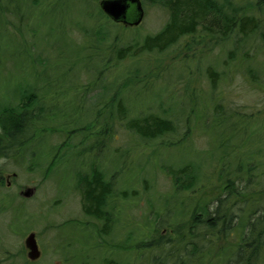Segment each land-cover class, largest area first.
<instances>
[{
    "label": "rangeland",
    "instance_id": "rangeland-1",
    "mask_svg": "<svg viewBox=\"0 0 264 264\" xmlns=\"http://www.w3.org/2000/svg\"><path fill=\"white\" fill-rule=\"evenodd\" d=\"M35 1L38 3L32 4ZM55 1L0 0V51L7 58L4 65H0V91L33 81L44 89L43 102L48 109L42 121L66 129L65 132L57 131L49 139L43 135L42 140L31 145L36 150L51 152L41 154L44 158L37 156L33 159V164L37 163L32 167L33 171L28 169L30 159L25 163L0 161V181L3 184L0 188V264H105V259L123 264H144L136 248L140 239L141 242L147 240L144 238L148 237L150 226L153 227L155 219L151 206L157 215L160 213L157 207L162 204L164 208L166 203L172 214L180 212L178 203H172L171 199L176 197L170 179L160 169L163 165L203 164L204 174L199 185L176 195L179 201H184L185 221L196 205L206 201L211 206L216 197L226 195L222 190L226 179L221 172L223 162L219 161L223 157L222 151L210 154L215 146L211 132L204 125L212 121L217 102L228 109L226 116H231V124H235L234 128L231 124L222 126L219 123L222 117L214 118L218 123L215 135L226 131L225 138L230 142L229 149L233 152L230 163L236 167V158L252 159V181L247 182L250 177L243 169L236 179L239 191L249 194L264 189L262 184H257L264 178V55L256 53L251 63L260 69L259 82L253 86L243 75L247 61L243 63L241 60L242 53L238 52L230 61L227 57L230 49L221 40L195 36L193 42L191 39L194 38L186 37L165 53H146L125 60L116 70L113 62L109 64L108 70L113 69L112 72H139L141 83L132 92L138 109L149 108L161 113L159 107L167 109L172 104L170 107L175 115L180 107L186 109L187 115L191 108L198 109L199 119H194L191 113L189 130L180 122L177 134L150 143L138 142L115 125L116 139L106 140L105 159L99 155L96 166L101 167L106 177L118 170L117 189L124 192L134 190L138 199L122 201L117 197L113 200L115 203L112 201L119 216L111 235L101 237L99 222L82 214L71 177L82 164L95 163H81L94 161L93 155L77 157L87 147H75L81 135L74 134L69 139L66 133L88 125L98 111L96 108H102L103 99L99 98L103 91L95 78L97 64L102 67L106 64L104 56L108 54L104 49L109 43L112 44L114 38L128 43L136 36H153L161 31L168 18L166 11L145 3L141 25L110 28L107 42L93 53V49L83 48L84 42L92 41V38L84 40L70 23L57 24L59 21L82 20L84 1L72 0L63 8L54 6ZM254 44L260 46L258 40ZM245 48L249 49L248 46ZM208 67L221 74L214 91L206 78ZM103 73L107 82H111L113 76H109L110 72ZM181 136L186 137L178 146L168 148L170 142L179 141ZM66 142L72 144L66 158L58 166H53L44 180L47 163ZM247 161H244L245 165ZM27 188L36 192L24 198ZM228 201L233 203L235 199ZM234 210L237 213L236 207ZM71 224L75 229H71ZM239 232L233 234L232 241H237ZM29 234L35 236L40 252L36 261L27 258L24 242ZM225 242L221 240L219 245L222 247Z\"/></svg>",
    "mask_w": 264,
    "mask_h": 264
},
{
    "label": "trees",
    "instance_id": "trees-1",
    "mask_svg": "<svg viewBox=\"0 0 264 264\" xmlns=\"http://www.w3.org/2000/svg\"><path fill=\"white\" fill-rule=\"evenodd\" d=\"M71 1L56 0L53 5L63 8ZM98 1L100 0L83 2L87 4V7L81 5L83 14L80 19L83 21L79 19L80 21L77 22L70 20L57 23H70L74 25L73 29L83 35L84 40L92 38V41L84 42L83 48L93 49V53L100 50L102 48L100 46L107 42L110 28H118L119 25L124 29L128 28L122 24H115L107 18L100 10ZM143 2L166 11L167 22L161 31L153 36H136L128 43L119 42L114 38L113 43H109L108 48L104 49L108 54L104 56L106 64L103 65L104 67L97 64L99 68L95 78V81L101 84L103 91L99 98L103 99L102 108H96L98 111L88 125L66 133L69 139L71 135H81L75 147H87L82 149L77 157L85 154L93 155L94 161L81 163H95L82 164L81 169L72 173L71 177L74 179L73 187L79 196L80 210L91 220L99 222L98 233L101 237L111 235L119 216L115 210L116 205L112 204V201H115L117 197L122 201L138 199L137 192L134 190L124 192L117 189L118 170L106 177L101 167L96 166L98 157L103 156L104 148H107L106 140L116 139L115 125L121 132L136 138L138 142L150 143L168 135L177 134L180 122L183 123L184 129L189 130L192 121L189 117L191 113L194 119H199L198 109L191 108L187 115L186 109L180 107L175 115L170 107L172 104H169L167 109L159 107L161 113H155L149 108L145 110L139 108V110L136 107L135 98H132L133 89L141 83L138 79L139 72L134 70L124 74L123 71L112 72L113 69L116 70L125 60L137 58L146 53H165L186 37L216 38L228 45L230 50L227 52V57L231 59L230 61L238 52L242 53L241 60L243 63L247 61L243 75L255 86L259 82L260 69L251 63L256 53L261 52L264 55V0H143ZM191 40L195 42L196 39ZM255 40H258L260 46H255ZM246 46L249 49H246ZM252 51L254 54L251 55ZM2 57L4 56L0 51L1 66L7 60ZM104 57H101L102 61ZM110 62H113L114 67L108 70ZM106 70L110 72L109 76H113L111 82H107V76L102 75ZM205 72L211 90H216L221 74L212 67H208ZM15 86L11 90L0 91V161L25 163L27 159H30L28 169L33 171L32 167L37 164H33V159L37 156L42 157L41 154L45 152L36 150L31 145L43 135L49 139L57 131L65 132L66 129L42 121L48 109L43 102L44 89L37 87L33 81ZM218 103L214 104L212 121L204 125L211 132L213 146L218 150L214 149L212 153H209L222 151L223 157L219 158V161L223 162L221 172L225 174L226 179L222 190L226 195L216 197L212 201L211 206H214L212 209L206 201L202 205H196L186 222L183 218L187 214L184 201H179L176 195L199 185L204 174L203 164L200 166H195L193 163H185L181 166L163 165L160 169L170 179L173 196L176 197L171 199L172 203L173 201L178 203L180 212L172 214L166 203L164 208L162 204L157 207L160 212L157 215L151 206V213L155 219L153 227L150 226L149 235L144 238L147 240L141 242L142 239H140L136 248L139 259L141 258L144 264H264V189L249 194L239 191L237 182L239 174H242V170L245 169L249 177L251 176L252 159L251 157L246 160L236 158V167L230 163L233 153L229 149L230 142L225 138L226 131L218 136L215 135L218 123L214 118L222 117L219 121L222 126H228L232 121L229 119L231 116H226L228 109L225 110ZM234 126L235 124H231L232 128ZM185 137L181 136L179 141L170 142L168 148L178 146ZM71 145L70 142L61 144L47 163L44 180L53 166H58L61 161H64L65 154ZM48 146L50 149L51 146ZM50 153L48 151L44 155ZM103 159H105L104 156ZM244 161L248 162L247 165ZM232 175L234 177H231ZM249 181H252L251 177L248 178L247 182ZM257 184L264 186V178ZM2 185L0 181V188ZM232 198L235 201L229 203L228 200ZM235 207L237 213L234 210ZM70 227L75 229L73 225ZM237 231H240L236 236L237 241H232L231 237L234 238L233 234ZM228 239L231 242H227ZM221 240L226 241L222 247L219 245ZM104 263L123 264L110 259H105Z\"/></svg>",
    "mask_w": 264,
    "mask_h": 264
},
{
    "label": "water",
    "instance_id": "water-1",
    "mask_svg": "<svg viewBox=\"0 0 264 264\" xmlns=\"http://www.w3.org/2000/svg\"><path fill=\"white\" fill-rule=\"evenodd\" d=\"M133 6L136 9L135 15L129 14ZM99 8L115 24H122L126 27H137L143 20V8H141L139 0H100ZM34 193V189L27 188L23 193V197L29 198ZM24 245L28 250L27 258H30L32 261L39 259L40 252L33 234L28 235Z\"/></svg>",
    "mask_w": 264,
    "mask_h": 264
},
{
    "label": "flooded vegetation",
    "instance_id": "flooded-vegetation-1",
    "mask_svg": "<svg viewBox=\"0 0 264 264\" xmlns=\"http://www.w3.org/2000/svg\"><path fill=\"white\" fill-rule=\"evenodd\" d=\"M84 1H90V2H92L94 0H84ZM139 1H140V4H141V8H143V17H144V13H145L144 2H143V0H139ZM99 2L100 1H98V5H99ZM132 8L133 9L130 10L129 14L135 15L136 14V9H135L134 6ZM0 180H2V179L0 178Z\"/></svg>",
    "mask_w": 264,
    "mask_h": 264
}]
</instances>
